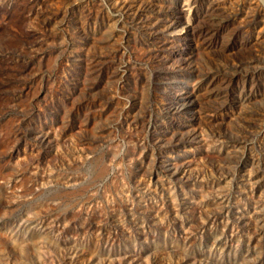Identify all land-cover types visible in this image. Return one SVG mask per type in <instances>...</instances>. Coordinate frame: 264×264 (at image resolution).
<instances>
[{
  "label": "rangeland",
  "instance_id": "374dc122",
  "mask_svg": "<svg viewBox=\"0 0 264 264\" xmlns=\"http://www.w3.org/2000/svg\"><path fill=\"white\" fill-rule=\"evenodd\" d=\"M0 264H264V0H0Z\"/></svg>",
  "mask_w": 264,
  "mask_h": 264
}]
</instances>
